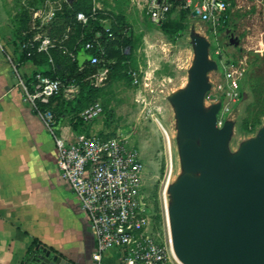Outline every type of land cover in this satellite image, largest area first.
<instances>
[{
    "label": "rangeland",
    "instance_id": "374dc122",
    "mask_svg": "<svg viewBox=\"0 0 264 264\" xmlns=\"http://www.w3.org/2000/svg\"><path fill=\"white\" fill-rule=\"evenodd\" d=\"M228 1L227 22L214 28L180 8L172 9L165 24L154 25L152 0H0V34L5 39L69 34L68 45L73 49L90 31L74 24L79 11L91 15L92 25L128 29L130 46L108 47L104 64L77 81L74 94L80 95L83 86L84 106L95 102L103 106L95 121L96 133L124 137L139 149L144 164L142 199L150 230L163 245L170 236L169 186L183 172L177 119L169 96L189 81L195 57L193 30L209 40V56L218 64L209 73L212 88L205 104L220 102L228 108L221 117L223 123L234 122L230 149L236 151L264 125V0ZM164 25L168 33L161 30ZM230 29L239 37V45L230 44ZM53 58L58 60V54ZM228 71L233 72L238 88L232 87ZM174 256L170 252L171 263L179 264ZM117 258L113 255L108 264H118Z\"/></svg>",
    "mask_w": 264,
    "mask_h": 264
},
{
    "label": "water",
    "instance_id": "95a60500",
    "mask_svg": "<svg viewBox=\"0 0 264 264\" xmlns=\"http://www.w3.org/2000/svg\"><path fill=\"white\" fill-rule=\"evenodd\" d=\"M190 37L195 57L189 81L169 96L183 168L169 186L173 252L181 264H264V125L230 149L234 122L219 127L222 104H205L209 73L218 64L209 56V40L195 30ZM239 43L233 34L230 44ZM33 264L72 263L44 249Z\"/></svg>",
    "mask_w": 264,
    "mask_h": 264
},
{
    "label": "built area",
    "instance_id": "2783aa9c",
    "mask_svg": "<svg viewBox=\"0 0 264 264\" xmlns=\"http://www.w3.org/2000/svg\"><path fill=\"white\" fill-rule=\"evenodd\" d=\"M174 8H180L190 17L210 23L216 28L227 22L230 3L228 0H152L151 23L163 25ZM195 10L197 15H193ZM74 24H79L82 29L89 28L92 26V17L79 11L75 15ZM103 29L94 31V36L88 40L82 35L81 40L84 41L89 57L80 70L86 66L103 65L108 43L129 36L125 27L118 34L111 28ZM69 38V34L61 37L36 34L23 41L22 49L27 56L46 54L51 62L54 50H60L75 60L76 46L73 50L69 49ZM7 59L23 88L24 101L36 112L54 138L61 177L78 197L95 238L93 260L101 264L106 251L117 249L122 264H173L170 259V252L174 254L171 236L168 243L163 245L150 230L149 215L141 194L144 164L139 149L124 137L93 133L68 140L59 135L56 115L49 104L62 90L69 94L76 92L75 81L64 86L59 78L42 72L35 73L28 81L20 75L18 61L10 54H7ZM227 77L232 87L238 88L233 72L228 71ZM227 109L221 107L217 115L219 127L224 124L221 113ZM103 110V106L95 102L86 106L79 116L89 123L99 118Z\"/></svg>",
    "mask_w": 264,
    "mask_h": 264
},
{
    "label": "crops",
    "instance_id": "0c3cea01",
    "mask_svg": "<svg viewBox=\"0 0 264 264\" xmlns=\"http://www.w3.org/2000/svg\"><path fill=\"white\" fill-rule=\"evenodd\" d=\"M7 54L18 61L25 79L57 68L53 55L52 62L47 55L49 63L41 57L20 60L13 37L0 34V264H27L35 240L72 264H98L92 258L95 238L87 216L61 177L54 138L24 101ZM78 57L84 62L89 53L78 50ZM75 97L63 93L49 104L57 117L58 134L68 140L97 132L96 120L74 119ZM113 255L122 264L117 249L106 251L101 264H108Z\"/></svg>",
    "mask_w": 264,
    "mask_h": 264
},
{
    "label": "trees",
    "instance_id": "16d2710c",
    "mask_svg": "<svg viewBox=\"0 0 264 264\" xmlns=\"http://www.w3.org/2000/svg\"><path fill=\"white\" fill-rule=\"evenodd\" d=\"M183 12L186 13L185 11H183ZM75 15H76V13L74 14V18H75ZM75 25H77L78 27L81 28V26L79 24H75ZM123 27H124L123 25H119L116 28L115 27L114 28H111V30L114 31L116 34H118ZM98 29H101L102 30L103 27L101 25H99L98 23H94L90 27V31H88L86 33L85 40L91 39L94 36V31H96ZM161 30L164 33H168L169 32L168 31L169 28L166 25H164V27H162ZM51 35L52 36H55V37H61V36H63V35L58 36V35H53V34H51ZM26 39H27V37H17V36L16 37L15 36L13 37V41H14L16 50H18L19 53H20L19 59L20 60H27V59H34V60H36L38 57H41L44 62L49 63L48 56L46 54H43V53H39V54L38 53H35V54L31 55V56H27L25 50L22 49V43ZM171 39L174 40V36L173 35H171ZM68 41H67V45H68ZM81 42H82V44L79 43V45L78 44L75 45L76 46L75 52L77 54L75 60H73L68 54H63L60 50H54L52 52V55H54L55 53H57L58 54V58H59L58 60L57 59L55 60V65L57 66L56 70L55 71H53L51 69L50 70H42L41 72L44 73V74L50 75V76H52L54 78H59L63 82L64 86H67L73 80L75 81V83L77 81H80V79L88 71L91 72V71L95 70V69H92L91 70V68H93V67H90V66H86L85 69L80 70V67L85 62H87L86 60L84 62H81L80 61V58L78 57V50H85L84 41H81ZM112 45H121L122 47L124 45L130 46V37L128 36V37H125L123 39L116 38L115 40L110 41L108 43V47H110ZM68 47L71 50L74 49V48L72 49L69 45H68ZM32 78H33V76L31 78L27 79V80L30 81ZM83 89H84V87L81 86L80 95H76V97L74 98V101L75 102H74V104L72 106V110L75 112V118L78 119L79 121H83L78 115L86 107V106H84V104H85L84 103V99H85V93L86 92ZM63 93H64V91L62 90L59 95H57V96H55L53 98L62 97ZM43 250H44V248L41 247L38 244V242L35 240L33 242V245L31 247V249L29 250V259L27 261V264H33L35 258L37 256L41 255L43 253Z\"/></svg>",
    "mask_w": 264,
    "mask_h": 264
},
{
    "label": "flooded vegetation",
    "instance_id": "af4514ba",
    "mask_svg": "<svg viewBox=\"0 0 264 264\" xmlns=\"http://www.w3.org/2000/svg\"><path fill=\"white\" fill-rule=\"evenodd\" d=\"M234 34V30L230 29L228 32V38H230Z\"/></svg>",
    "mask_w": 264,
    "mask_h": 264
},
{
    "label": "bare ground",
    "instance_id": "6f19581e",
    "mask_svg": "<svg viewBox=\"0 0 264 264\" xmlns=\"http://www.w3.org/2000/svg\"><path fill=\"white\" fill-rule=\"evenodd\" d=\"M175 257V256H174ZM175 259H176V261L179 263V264H181L179 261H178V259L175 257Z\"/></svg>",
    "mask_w": 264,
    "mask_h": 264
}]
</instances>
